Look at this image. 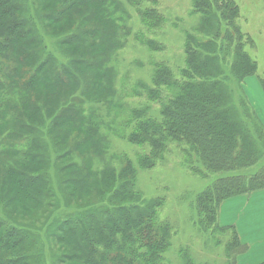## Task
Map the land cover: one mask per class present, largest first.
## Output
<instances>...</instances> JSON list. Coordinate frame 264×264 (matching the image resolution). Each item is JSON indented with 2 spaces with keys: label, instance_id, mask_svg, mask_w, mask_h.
Segmentation results:
<instances>
[{
  "label": "trees",
  "instance_id": "1",
  "mask_svg": "<svg viewBox=\"0 0 264 264\" xmlns=\"http://www.w3.org/2000/svg\"><path fill=\"white\" fill-rule=\"evenodd\" d=\"M157 3L0 0V264H165L164 199L144 198L136 182L137 166L154 167L170 144L211 179L194 198L196 227L214 241L226 235L223 264L246 249L218 212L264 188V125L241 85L257 69L245 48L254 42L234 0H192L198 21L184 34L182 66L156 62L152 86L132 89L157 113L147 103L125 111L112 62L130 35L162 48L131 23L134 11L145 31L158 29ZM260 83L264 91V71ZM122 112L112 130L104 118ZM103 127L147 151L111 164ZM178 254L195 264L188 248Z\"/></svg>",
  "mask_w": 264,
  "mask_h": 264
},
{
  "label": "rangeland",
  "instance_id": "2",
  "mask_svg": "<svg viewBox=\"0 0 264 264\" xmlns=\"http://www.w3.org/2000/svg\"><path fill=\"white\" fill-rule=\"evenodd\" d=\"M191 1L158 0L156 8H154L163 16L164 21L154 31H145L139 22L138 16L132 11L133 31L139 30L144 35L154 38L161 43L162 48L151 50L136 40L133 35H130L127 44L119 50L113 60L115 74L117 72L115 85L125 111L147 103L151 106V112L157 113L159 106L156 102H149L144 93L134 94L132 89L137 87L138 82L152 86L151 76L156 62L166 63L174 72H177L182 66L184 34L191 31L198 21L197 15L191 13ZM234 1L239 6L240 11L238 24L241 30L248 33L254 42L253 46L248 45L245 48L257 64L255 73L247 76L246 81L249 88L243 86V82L241 85L249 101L253 96L256 105H252V107L260 118L258 112L260 110L264 112L261 105V100L264 101V91L263 88L261 89L260 83V76L264 71V0ZM144 5L152 6L149 3H144ZM52 41L53 39H48L49 46H53ZM124 112L111 113L105 117L106 124L110 125L112 130L119 129ZM103 130L106 131L105 127H103ZM112 130L106 131L110 137L109 153L113 154V157L109 159L111 164L118 166V157L121 158L123 154L135 161L138 154L147 151L146 147L132 144L117 136ZM182 156L180 148L176 144H170L164 153L163 159L158 161L154 167L139 168L137 166V188L146 199L155 197L164 199L159 217L162 220L169 221L172 225L171 246L165 254V264H182L178 254L181 248H188L195 264H223L226 259L224 252L226 235L217 234V240L219 241H214L213 237L199 230L194 224V218L196 217L194 198L196 193L203 190L211 179L190 172L183 163ZM105 160L107 161V158ZM101 163L105 164V162L98 161V165ZM258 206L259 204L249 205L247 209L260 210ZM260 212L261 214L264 213V206ZM53 216L62 215L54 214ZM241 222L249 232H255L257 213H246L242 216ZM41 224L42 221H40ZM49 228H52V226ZM226 233L228 234V232ZM45 250H49L48 246H45ZM246 250L247 247L243 253Z\"/></svg>",
  "mask_w": 264,
  "mask_h": 264
},
{
  "label": "crops",
  "instance_id": "3",
  "mask_svg": "<svg viewBox=\"0 0 264 264\" xmlns=\"http://www.w3.org/2000/svg\"><path fill=\"white\" fill-rule=\"evenodd\" d=\"M246 79L247 77L243 80V86H247L249 88V84ZM249 102L251 105H256L253 96ZM261 105L264 108V101L262 100ZM258 113L260 115V120L264 125L263 110H260ZM253 204H259L258 208L260 210L263 209L264 188L230 197L224 200L219 206V223L221 225H234L237 230L239 240L243 245H245V247H247V250L244 253L237 256L234 264H258L264 261V213L261 214L260 210H256L255 208L247 209V206H251ZM246 213H257L255 232H249L241 222L242 216L246 215Z\"/></svg>",
  "mask_w": 264,
  "mask_h": 264
}]
</instances>
